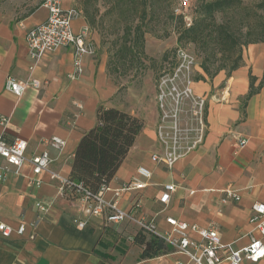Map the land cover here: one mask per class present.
Masks as SVG:
<instances>
[{"label": "crops", "instance_id": "0c3cea01", "mask_svg": "<svg viewBox=\"0 0 264 264\" xmlns=\"http://www.w3.org/2000/svg\"><path fill=\"white\" fill-rule=\"evenodd\" d=\"M64 8L75 0H61ZM48 16L44 6L18 16L11 0H0V134L8 141L23 138L28 142L27 158L48 150L50 170L69 178L75 151L83 135L98 123V108L114 107L142 118L144 127L109 182L107 199L114 190L136 175L139 166L152 171L148 184L128 191L119 205L131 216L155 218L162 231L169 230L167 217L200 227L218 229L225 244L243 247L250 235L264 236L250 222L255 202L264 203V86L244 106L251 77L257 83L264 75V40L243 47L240 66L227 76L225 71L213 79L196 81L194 90L207 97L206 119L209 130L197 150L180 159L172 168L158 164L152 154L162 151L157 138L159 110L156 89L139 90L114 78L96 31L84 14L74 20L77 32L87 30L95 53L84 57V71L75 78L71 47L45 55L31 69L27 32ZM9 76L19 81L38 78L42 86L28 87L18 96L7 88ZM150 87V86H149ZM54 135L66 140L63 150L50 144ZM242 140L246 144L242 146ZM0 221L13 228L10 236L0 233V264H177L188 261L181 253L170 252L152 258L140 257L134 244L139 232L131 219L107 222L106 215L88 216L85 203L50 171L39 178L40 186L30 183L33 175L28 162L10 165L0 156ZM176 185L168 202L160 201L164 186ZM235 190L239 200L224 201V191ZM47 206L41 210L38 203ZM88 220L81 228L75 219ZM24 222L26 230L17 232ZM192 235L197 237V233ZM244 264H264L246 260Z\"/></svg>", "mask_w": 264, "mask_h": 264}, {"label": "built area", "instance_id": "2783aa9c", "mask_svg": "<svg viewBox=\"0 0 264 264\" xmlns=\"http://www.w3.org/2000/svg\"><path fill=\"white\" fill-rule=\"evenodd\" d=\"M180 8L187 9L189 0L182 1ZM48 9L46 20L31 27L27 32L29 47V59L33 69L45 57L46 54L71 47L74 59V72L70 75L75 78L84 71V57L95 53V47L88 38L87 30L77 32L74 28V20L80 16L77 8H64L59 0H46L44 3ZM196 57L186 48H179L173 66L164 70L158 79L156 103L159 110L157 124V138L162 146V151L154 153L151 159L168 168H172L180 159L186 157L203 145L206 139L207 125L205 118L207 97L197 94L194 90L196 69ZM39 89L42 86L40 79L34 77L27 81H19L13 76L7 80V88L16 95L21 96L28 87ZM0 123L7 126L8 119L2 117ZM50 144L58 150H63L66 140L54 135L50 138ZM246 140H242V146ZM28 142L23 138L8 141L0 134V156L8 164L21 166L28 162L33 175L29 181L35 185L42 184L39 176L44 171H50L52 179H59L63 186L73 189L74 184L61 174L51 171L52 158L48 150L27 158ZM0 173V180L4 178ZM152 177V171L145 166H139L136 175L124 182L114 190V197L107 199L106 191L109 184L102 186L101 190L92 195L82 184L77 185L76 193L85 203V211L88 216L105 214L107 222L120 223L131 219L138 230L149 235H154L165 240L173 247L174 253L184 254L188 261L178 260L177 264H244L246 260L258 263L264 258V240L254 234L250 235V242L243 247H235L233 243L225 244L217 228L212 226L200 227L179 220L173 216L167 217L169 230L159 229L155 218L146 216H131L127 210L119 205V198L123 193L144 188ZM176 190V185L168 183L160 196V201L168 202L171 193ZM240 195L233 189L224 191V201L239 200ZM39 209L47 210L43 203L37 204ZM250 222L255 225L264 236V203L255 202ZM75 223L81 228L87 226L88 220L75 219ZM26 230V224L22 222L17 228L19 234ZM13 228L0 221V233L8 237ZM197 233V237L192 235ZM171 252V253H172Z\"/></svg>", "mask_w": 264, "mask_h": 264}, {"label": "trees", "instance_id": "16d2710c", "mask_svg": "<svg viewBox=\"0 0 264 264\" xmlns=\"http://www.w3.org/2000/svg\"><path fill=\"white\" fill-rule=\"evenodd\" d=\"M127 1L118 0V3ZM245 6L244 0H203L197 6L192 24H182L178 42L194 43L204 53L201 61L204 73L198 74L197 80H206L207 77L213 79L222 70L230 76L241 64L243 47L258 41L257 19L252 18L253 13ZM242 8L247 13L242 14ZM237 10L240 11L239 16L236 14ZM231 13L233 14L230 15ZM84 15L89 25L93 26L95 20L87 10ZM124 27L125 42L121 45L123 58L135 54L137 49L144 53L145 30L141 22L135 24L134 21H128ZM257 79L254 75L251 77L244 106L264 86V75L258 84ZM97 116L98 123L83 135L75 151L69 180L74 184L72 193L77 197L79 194L76 193V187L79 184L86 187L92 195H96L103 185L109 184L144 127L143 120L138 116L114 107L100 105ZM133 243L141 247L142 259L173 251V247L164 239L148 236L141 231L136 233Z\"/></svg>", "mask_w": 264, "mask_h": 264}, {"label": "rangeland", "instance_id": "374dc122", "mask_svg": "<svg viewBox=\"0 0 264 264\" xmlns=\"http://www.w3.org/2000/svg\"><path fill=\"white\" fill-rule=\"evenodd\" d=\"M59 1L62 4V1ZM182 1L186 0H147V2L142 0L129 2L128 0L126 3H118V0H75L74 8L80 10V15L85 14L87 10L91 18L95 20L91 27L99 38L100 50L104 49L107 52L111 74L124 84L122 89L127 86L139 90L152 88L156 89L157 93L160 74L173 66L177 50L181 47L188 49L196 57L197 67L193 74L195 83L200 81L196 79V76L204 73L201 67L204 53L194 43L178 42L182 24L185 23L186 26L192 24L197 14V6L203 0H189L190 6L187 9L180 8ZM45 2L46 0H11L18 16L27 15L38 6L45 7ZM244 4L253 13L252 18L257 19L256 38L264 40V0H244ZM243 8L241 13H247ZM236 14L239 16L240 11L237 10ZM128 21H134L135 24L141 22L145 30L144 53H140V49H137L135 54L123 58L121 45L125 42L124 26ZM204 115L206 118V111ZM205 121L206 134H208L209 125L207 119Z\"/></svg>", "mask_w": 264, "mask_h": 264}]
</instances>
